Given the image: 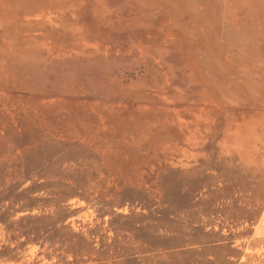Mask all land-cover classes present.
I'll return each instance as SVG.
<instances>
[{
	"label": "rangeland",
	"instance_id": "374dc122",
	"mask_svg": "<svg viewBox=\"0 0 264 264\" xmlns=\"http://www.w3.org/2000/svg\"><path fill=\"white\" fill-rule=\"evenodd\" d=\"M0 264H264V0H0Z\"/></svg>",
	"mask_w": 264,
	"mask_h": 264
}]
</instances>
